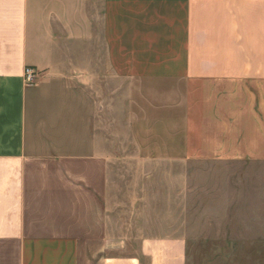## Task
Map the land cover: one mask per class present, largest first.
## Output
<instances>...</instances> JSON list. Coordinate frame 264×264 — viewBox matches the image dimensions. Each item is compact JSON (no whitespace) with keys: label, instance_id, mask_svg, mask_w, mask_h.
Wrapping results in <instances>:
<instances>
[{"label":"crops","instance_id":"obj_1","mask_svg":"<svg viewBox=\"0 0 264 264\" xmlns=\"http://www.w3.org/2000/svg\"><path fill=\"white\" fill-rule=\"evenodd\" d=\"M91 1L0 0V264H188L178 223L134 243L110 215L108 153L89 144L91 117H106V20ZM133 1L106 0L114 10ZM144 1L152 9L161 0ZM174 4L176 53L162 73L175 74L183 109L177 153L183 161L264 165V0ZM73 41L78 83L64 81L57 64L61 43ZM27 66L38 74L33 84ZM261 180L264 249V172Z\"/></svg>","mask_w":264,"mask_h":264},{"label":"rangeland","instance_id":"obj_2","mask_svg":"<svg viewBox=\"0 0 264 264\" xmlns=\"http://www.w3.org/2000/svg\"><path fill=\"white\" fill-rule=\"evenodd\" d=\"M92 1V10L106 20L99 76L106 117H91L89 144L108 153L113 222L134 243L178 223L188 238V264H264L259 232L264 165L183 161L177 153L183 109L175 74L162 73L176 53L175 0L166 9V0L152 9L137 0L117 10L106 0ZM117 13L121 54L114 58L111 24ZM61 44L57 64L63 80L78 83L80 43Z\"/></svg>","mask_w":264,"mask_h":264},{"label":"built area","instance_id":"obj_3","mask_svg":"<svg viewBox=\"0 0 264 264\" xmlns=\"http://www.w3.org/2000/svg\"><path fill=\"white\" fill-rule=\"evenodd\" d=\"M37 72L36 70L31 67L27 66L25 69V80L27 84H33L37 80Z\"/></svg>","mask_w":264,"mask_h":264}]
</instances>
